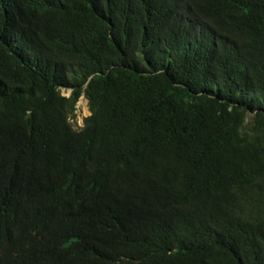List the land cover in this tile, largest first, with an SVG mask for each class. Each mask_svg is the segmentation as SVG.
Here are the masks:
<instances>
[{
    "label": "trees",
    "instance_id": "trees-1",
    "mask_svg": "<svg viewBox=\"0 0 264 264\" xmlns=\"http://www.w3.org/2000/svg\"><path fill=\"white\" fill-rule=\"evenodd\" d=\"M0 264H264V0H0Z\"/></svg>",
    "mask_w": 264,
    "mask_h": 264
},
{
    "label": "rangeland",
    "instance_id": "rangeland-1",
    "mask_svg": "<svg viewBox=\"0 0 264 264\" xmlns=\"http://www.w3.org/2000/svg\"><path fill=\"white\" fill-rule=\"evenodd\" d=\"M63 93L64 95L70 94V92H66V91H64ZM76 114H77V119H76L77 127H81L83 125L84 119L90 115L88 102L84 97H82L78 102Z\"/></svg>",
    "mask_w": 264,
    "mask_h": 264
},
{
    "label": "water",
    "instance_id": "water-1",
    "mask_svg": "<svg viewBox=\"0 0 264 264\" xmlns=\"http://www.w3.org/2000/svg\"><path fill=\"white\" fill-rule=\"evenodd\" d=\"M85 98V97H84ZM87 100V99H86ZM88 102V101H87Z\"/></svg>",
    "mask_w": 264,
    "mask_h": 264
}]
</instances>
